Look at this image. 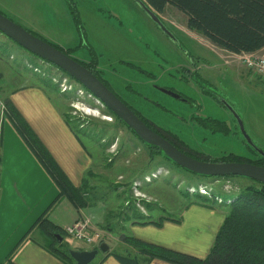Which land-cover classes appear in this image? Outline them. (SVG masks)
Instances as JSON below:
<instances>
[{
	"label": "rangeland",
	"instance_id": "rangeland-1",
	"mask_svg": "<svg viewBox=\"0 0 264 264\" xmlns=\"http://www.w3.org/2000/svg\"><path fill=\"white\" fill-rule=\"evenodd\" d=\"M72 10L78 13L83 34ZM0 12L51 43L64 49L75 48L71 57L81 62L90 59L92 48L98 56L97 68L112 91L157 127L176 133L189 148L211 158L230 152L256 158L245 146L229 108L232 107L246 133L264 151V77L231 52L188 29L186 17L174 7L168 6L157 14L175 40L134 0H0ZM260 53L264 54V50ZM29 62L31 55L0 33V70L4 77L13 79L16 85L36 80L24 67H29ZM192 62L198 74L186 68ZM33 63L48 72L47 64L36 59ZM51 75L62 91L69 90L70 83L76 88V98L55 91L50 95L56 101L67 102L66 111L75 125L85 124L87 134L81 133L92 173L83 171L82 179L86 177L87 181L83 191L89 205L79 213L90 215L93 225L107 234L109 249L126 253L122 248L128 245L123 236H133L126 226L133 223L135 212L148 215L146 219L163 218L162 222L171 220L166 217L182 219L184 205H194L188 200L196 199V189L205 194L212 187L218 195L228 198L253 183L243 176L217 180L194 176L162 155L152 157L147 146L123 125L116 124L83 87L77 84V89L72 80L68 84L69 78L56 68L49 69ZM163 89L190 99L176 98ZM207 117L225 122L230 133L202 127L199 120ZM146 202H151V209ZM220 205L211 207L218 216L212 229L218 230L227 209ZM62 242L63 248L69 250L92 247L66 234ZM130 247L134 250L131 253L137 251ZM102 256L103 252L98 251L92 263Z\"/></svg>",
	"mask_w": 264,
	"mask_h": 264
},
{
	"label": "trees",
	"instance_id": "trees-1",
	"mask_svg": "<svg viewBox=\"0 0 264 264\" xmlns=\"http://www.w3.org/2000/svg\"><path fill=\"white\" fill-rule=\"evenodd\" d=\"M146 5H148L155 13H163L168 6H172L186 17V27L190 30L198 32L199 34L206 37L215 46L225 49L233 53L242 52H254L256 50L264 48V0H143ZM74 4L73 8L74 9ZM74 13V18L77 27L82 30L78 19V13L72 10ZM4 14V13H3ZM5 15V14H4ZM6 16V15H5ZM9 18V17H8ZM11 19V18H10ZM13 20V19H11ZM162 20V19H161ZM14 21V20H13ZM163 21V20H162ZM16 22V21H15ZM17 23V22H16ZM164 23V22H163ZM19 24V23H18ZM165 24V23H164ZM22 26V25H21ZM25 28V27H24ZM27 29V28H26ZM29 30V29H27ZM30 31V30H29ZM32 32V31H30ZM1 33V32H0ZM33 33V32H32ZM34 35L44 39L40 35L33 33ZM6 36V35H5ZM10 39V38H9ZM48 43L52 44L56 48L60 49L69 56L71 51L75 48H63L57 44L51 43L50 41L44 39ZM13 41V40H12ZM14 42V41H13ZM17 44V43H16ZM18 45V44H17ZM24 51L31 55L30 66L24 65L26 70H29L35 75L36 80L33 82L42 88L45 92L50 94L54 91L59 92L62 96L72 95L76 98V88H72L70 83V89L62 91L59 87L57 81H53V76H49V69L51 67L58 69L64 76L69 80L74 82L75 86L77 84L83 87L79 82H77L73 77L68 75L66 72L61 70L55 64L39 58L37 55L27 51L20 45H18ZM91 57L88 62H81L80 60L74 58L86 68H88L93 74H95L105 85L110 89L109 83L102 77L98 66V56L94 50H90ZM38 60L42 63L48 65V72L45 73L41 70V66L38 63H33L34 60ZM33 61V62H32ZM40 69V70H39ZM44 69V68H42ZM142 71V70H141ZM66 80V79H65ZM77 82V83H76ZM79 87H77L78 89ZM1 89V87H0ZM90 95H92L85 87H83ZM112 90V89H111ZM2 91V90H1ZM116 94V93H115ZM93 98L97 99L92 95ZM190 99L189 97L183 96ZM4 100L7 105L8 112L4 116L11 121L16 131L19 133L21 138L27 147L36 157L37 161L43 167L45 172L54 181L56 187L58 188V194L47 208V210L52 207L60 199L66 198L71 204L77 209H83L88 207L89 198L84 195L83 188L87 186L86 177L82 179L80 186H75L70 181L65 172L61 169L59 164L53 158L49 150L39 139L33 129L29 126L27 121L17 110L14 104L9 98ZM74 100V99H73ZM98 100V99H97ZM62 100H57L59 106L64 110L63 116L66 123L69 125L73 131L76 139L79 141L83 148H86L84 143L85 139L81 132H85L84 122L74 124L71 120L69 112H67V102H61ZM126 103V102H125ZM127 104V103H126ZM64 105V106H63ZM128 105V104H127ZM151 129L162 135L164 138L168 139L173 143L179 150L186 153L187 155L194 157L199 160L204 161H225V162H250L260 166H264V157L259 155L250 145H248L243 139L246 148L251 151L256 158L252 159L246 157L242 154L227 153L223 154L218 158H211L208 155L199 153L187 146L183 140H181L178 135L170 130H164L161 128H156L154 123L148 118L141 115L136 109L128 105ZM103 110L106 114H109L116 122V124L123 125L131 134L143 142L152 157L156 155H162L163 158L171 162L173 165L182 168L186 172L189 170L179 166L170 158H168L158 147L150 145L142 141L136 133L126 125V123L116 116L109 108L103 106ZM199 124L202 127L209 129L211 132H219L221 134L230 133L229 126L220 120L214 119L212 117L200 118ZM86 133V132H85ZM83 136V139L81 135ZM87 134V133H86ZM84 140V141H83ZM1 142V138H0ZM91 168L87 169V174H91ZM194 176L198 177H208L212 179H222L231 178L232 176H217L210 177L205 175L196 174L193 172ZM248 178V177H247ZM253 183L244 186L240 189L235 196L231 197H221L212 188L208 187V192L202 194L197 189L195 190L194 196L195 200H188L194 204H199L205 207H215L218 204L220 206H227L223 221L218 228L214 240L209 248L207 255L203 258H199L190 254L172 250L170 248L156 245L153 243L145 242L137 239L129 234H124L123 239L130 244L137 251L131 253L128 251L126 253H120L115 250L106 251L107 255H112L121 264H148L153 258H160L175 264H264V183L255 181L249 178ZM206 186V185H205ZM185 195L188 192L184 191ZM221 199L220 202L217 200ZM151 202H146V207L151 209ZM189 203L184 205L187 208ZM47 210L38 218L36 221V227L38 228L42 238L45 248L58 257L62 264H74L75 261L70 255L69 249L63 248V236L66 234L60 226L52 222L47 216ZM136 215V216H135ZM148 215L142 212H135L133 223L138 224H154L160 226L162 224L163 218L160 220L146 219ZM130 218V217H128ZM177 223L181 222L180 218H170ZM57 234L60 235L61 241L58 240ZM97 248V247H96ZM104 257L96 263L92 261L88 264H101ZM1 264H13L11 256H7L5 261Z\"/></svg>",
	"mask_w": 264,
	"mask_h": 264
},
{
	"label": "crops",
	"instance_id": "crops-1",
	"mask_svg": "<svg viewBox=\"0 0 264 264\" xmlns=\"http://www.w3.org/2000/svg\"><path fill=\"white\" fill-rule=\"evenodd\" d=\"M193 65L192 62L186 68L193 71L196 68ZM191 73L198 74L197 70ZM0 87L4 97L11 100L73 185H81L83 171L90 168L91 158L66 123L57 101L33 80L16 85L13 79L8 81L1 70ZM0 131V264L7 256H11L13 264H62L45 248L35 226L57 196L58 188L10 120L1 117ZM214 209L194 204L184 209L180 223L164 220L160 226L131 223L126 227L137 239L203 258L217 232V227L212 229L218 219ZM80 211L83 209L77 210L63 198L47 210L46 216L64 230ZM125 244L128 247L122 249L134 251L130 244ZM102 257L101 264H121L106 252ZM148 264L175 263L153 258Z\"/></svg>",
	"mask_w": 264,
	"mask_h": 264
},
{
	"label": "water",
	"instance_id": "water-1",
	"mask_svg": "<svg viewBox=\"0 0 264 264\" xmlns=\"http://www.w3.org/2000/svg\"><path fill=\"white\" fill-rule=\"evenodd\" d=\"M149 17L166 33L175 40V36L163 23L157 13H155L143 0H135ZM0 32L13 40L15 43L27 51L37 55L39 58L49 61L73 77L83 87H85L100 104L109 108L116 116L121 118L136 135L145 143L158 147L168 158L179 166L190 172L210 176H243L255 181L264 183V166L250 162H225V161H204L187 155L179 150L173 143L162 135L151 129L117 94L105 85L95 74H93L83 64L67 55L60 49L48 43L44 39L34 35L32 32L11 20L0 12ZM164 92L176 97L183 98L179 93L163 89ZM235 116L241 134L246 143L250 145L259 155L264 157V151L260 149L246 133L243 121L239 115L229 107ZM58 240H61L57 234ZM109 245L101 243L97 248L92 249H70V255L75 264L90 263L98 251L106 252Z\"/></svg>",
	"mask_w": 264,
	"mask_h": 264
},
{
	"label": "built area",
	"instance_id": "built-area-1",
	"mask_svg": "<svg viewBox=\"0 0 264 264\" xmlns=\"http://www.w3.org/2000/svg\"><path fill=\"white\" fill-rule=\"evenodd\" d=\"M231 54L244 63L249 69H252L256 74L264 77V54L260 52H231ZM7 112L8 109L4 100V95L0 89V116L4 117ZM81 213H79V216L72 224L64 227L66 235L91 245V249L98 247L103 242L106 243L107 234L93 225L90 215L88 216Z\"/></svg>",
	"mask_w": 264,
	"mask_h": 264
},
{
	"label": "flooded vegetation",
	"instance_id": "flooded-vegetation-1",
	"mask_svg": "<svg viewBox=\"0 0 264 264\" xmlns=\"http://www.w3.org/2000/svg\"><path fill=\"white\" fill-rule=\"evenodd\" d=\"M135 1V0H134ZM90 60V59H89ZM88 62V61H87ZM198 71V70H197ZM174 91V90H173ZM181 95V94H180ZM182 96V95H181ZM183 97V96H182ZM182 99H187V98H185V97H183ZM154 126L156 127V128H160V127H157L155 124H154ZM165 130V129H164Z\"/></svg>",
	"mask_w": 264,
	"mask_h": 264
}]
</instances>
